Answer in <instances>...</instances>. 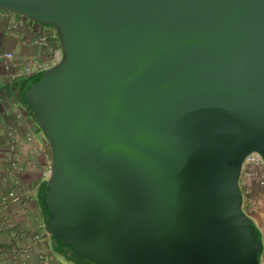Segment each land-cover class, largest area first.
<instances>
[{"label":"water","instance_id":"obj_1","mask_svg":"<svg viewBox=\"0 0 264 264\" xmlns=\"http://www.w3.org/2000/svg\"><path fill=\"white\" fill-rule=\"evenodd\" d=\"M62 57L24 105L47 139L54 245L91 264H259L243 209L264 157V0H0Z\"/></svg>","mask_w":264,"mask_h":264},{"label":"crops","instance_id":"obj_2","mask_svg":"<svg viewBox=\"0 0 264 264\" xmlns=\"http://www.w3.org/2000/svg\"><path fill=\"white\" fill-rule=\"evenodd\" d=\"M8 17V13L0 10V55L11 50L16 67L28 59L41 58L45 50L31 44V34L25 30L6 29ZM29 79L27 76L15 79L7 76L0 58V198L11 189L19 194L30 195L27 204L12 203L4 209L0 203V264H19L20 258L12 256V248L29 245L32 234L37 231L42 234L48 250L52 253L50 264H87L76 263L57 253L52 238L43 228L41 199L50 168L49 146L43 132L24 105L23 92ZM10 131L13 133H9ZM27 133L33 135L29 141L25 140ZM10 141L14 144L13 149L8 144ZM10 157H14L21 167L18 173L10 168ZM256 190L255 197L260 207L261 196L257 197ZM250 215L264 243V209L262 211L259 208L250 212ZM37 251V247H32L34 258ZM56 254L60 256L59 260L56 259Z\"/></svg>","mask_w":264,"mask_h":264},{"label":"built area","instance_id":"obj_3","mask_svg":"<svg viewBox=\"0 0 264 264\" xmlns=\"http://www.w3.org/2000/svg\"><path fill=\"white\" fill-rule=\"evenodd\" d=\"M5 12L9 15L7 24L5 26L7 30H25L32 36H30L31 44H36L45 50V53L41 58L28 59L19 67H16L13 62L14 53L11 50L2 52L0 58L3 69L7 76L11 77L12 79L26 76L31 77L60 61L62 52L57 35L52 27L43 25L19 14L8 11ZM9 133L12 134L13 132L10 131ZM32 138L33 135L31 133H27L25 135L26 141H29ZM8 144L11 149L14 148L12 141H10ZM9 162L10 168L12 171H14V173H18L21 170V167L17 164L14 157H10ZM49 172L50 168L47 171V177L49 176ZM239 185L241 187L243 196L242 206H248V210L244 211L249 215L250 212L259 210V204L255 197V190L264 188L263 156L256 152H251L244 157L241 164ZM29 199V194H19L11 189L0 198V203L4 209H7L12 203L27 204ZM45 233L51 237L46 231ZM32 247H37L38 249L35 258L32 254ZM51 254L52 253L48 250V247L44 242L42 234L38 231L32 234L31 243L29 245L16 246L12 248V256L20 258L19 264H50L52 261ZM260 259V264H264V253L263 256L261 255Z\"/></svg>","mask_w":264,"mask_h":264},{"label":"trees","instance_id":"obj_4","mask_svg":"<svg viewBox=\"0 0 264 264\" xmlns=\"http://www.w3.org/2000/svg\"><path fill=\"white\" fill-rule=\"evenodd\" d=\"M28 82V81H27ZM26 82V83H27ZM25 89V88H24ZM23 94H24V92H23ZM44 188H45V185H44ZM43 196H44V192H43V194H42V199H41V201L43 200ZM243 208H244V210H246L247 211V206H243ZM255 231H256V233L257 234H259L260 235V237H261V242H262V256H263V253H264V243H263V240H262V236H261V233L259 232V230L255 227ZM53 240V239H52ZM53 245H54V241H53ZM54 249H55V251L57 252V253H59L61 256H63V257H65V258H67L68 260H71V261H74V262H76V263H79V262H81V263H87V264H91V263H88L85 259H76L75 258V256L71 253V252H69L68 250H66V249H64L61 245H54ZM261 263V259H260V262H259V264Z\"/></svg>","mask_w":264,"mask_h":264},{"label":"rangeland","instance_id":"obj_5","mask_svg":"<svg viewBox=\"0 0 264 264\" xmlns=\"http://www.w3.org/2000/svg\"><path fill=\"white\" fill-rule=\"evenodd\" d=\"M32 77V76H31ZM30 77V78H31ZM29 81V80H28ZM240 182H241V180H240ZM257 190H259V189H257ZM256 190V194H257V197H260V207L259 208H261L262 209V211H263V209H264V189L262 190V191H257ZM244 209V208H243ZM249 216H251L250 214H249ZM55 257H56V259H58L59 260V255L58 254H56L55 255ZM64 261V260H63Z\"/></svg>","mask_w":264,"mask_h":264}]
</instances>
